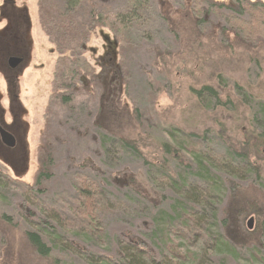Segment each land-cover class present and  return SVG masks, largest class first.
Instances as JSON below:
<instances>
[{"label": "trees", "instance_id": "1", "mask_svg": "<svg viewBox=\"0 0 264 264\" xmlns=\"http://www.w3.org/2000/svg\"><path fill=\"white\" fill-rule=\"evenodd\" d=\"M117 1L36 0L37 22L52 46L51 53L58 55L47 109L59 100L68 104L83 93L89 101L96 100L99 107L97 104L92 127L101 132L103 146L116 142L126 154L136 155L144 162L145 175L130 174L129 181L113 178L121 190H130L128 201H120L94 177L76 173L69 179L74 192L66 205L38 208V196L46 192L44 184L53 177L52 145L45 142L38 147L32 183L20 182L21 176L15 177L11 167L0 160V195L7 197L6 187L23 188L25 200L17 206V212L27 226L23 233L18 232L19 224L10 215L0 216L2 226L11 231L3 238L8 251L3 256L0 247V264L28 263L26 255L10 244L22 235L36 264H67L72 257L85 264H193L194 253H182L181 246L191 247L198 241H203L209 257L224 251L235 258L237 249H246L264 264V87L253 89L230 79L234 85L228 90L217 81V87L208 84L192 89L196 109H190L192 117L188 120L199 118L205 130L188 134L176 128L169 132L171 142L161 146L177 164V173L171 176L166 161L146 160L132 133L120 135L130 121L137 129L142 128L138 108L133 107L132 114L128 110L131 76L127 69L139 50V40L133 39L132 33L143 32L149 25L153 0H122L118 10L112 8ZM246 4L250 6L248 20L243 19ZM188 11L196 31L224 36L217 45L223 43L228 48L236 42L250 49L264 45V4L233 0L229 7L210 0H191ZM213 17L215 20L209 23ZM95 34L102 40L101 53L90 46ZM212 76L225 80L224 71ZM132 103L137 104L135 97ZM187 154L193 160L184 164L181 159ZM249 180L257 183L258 197L245 195L240 182ZM136 182L143 188L135 187ZM162 185L179 198L169 209H163L162 200L152 204L149 199L151 192ZM110 198L116 202L114 207ZM123 203L140 208L152 204L156 213L142 223L145 237L129 231L111 238L103 232L100 212L102 215L103 210L112 208L119 211ZM98 242L107 246L105 253L95 251ZM152 244L159 251L153 250ZM111 246L112 254L108 250Z\"/></svg>", "mask_w": 264, "mask_h": 264}, {"label": "rangeland", "instance_id": "2", "mask_svg": "<svg viewBox=\"0 0 264 264\" xmlns=\"http://www.w3.org/2000/svg\"><path fill=\"white\" fill-rule=\"evenodd\" d=\"M183 1L153 0L149 25L143 32L133 31L132 33L133 39L139 40V50L137 57L133 58L132 66L127 69L131 76V89L128 91L130 109L128 110L132 114L131 110L138 108L143 122L141 129H137L135 122H127L125 131L120 132L121 136L126 135V132L133 134L132 139H136L147 161L152 162L154 159L166 161L168 173L173 177L177 173V164L173 163L171 157L166 156L161 146L171 142L169 132L176 128L185 129L188 134H197L205 130L199 118L188 120L189 116L192 117V114H188L189 111L196 109V99L192 97V89H200L208 84H215L217 87L219 82L222 85L220 87L228 90L234 85L230 79H233L234 83L250 85L253 89L264 87V45L257 49H250L233 42V47H228L230 50L223 43L221 46L217 45V42L224 41V36L218 32L217 35L215 33L210 35L211 33L205 34V31L203 34L201 31H196L188 15L190 12L181 7ZM210 1L216 3V0ZM32 2L34 61L35 64L43 65V69L36 68L25 72L20 85V101L28 112L26 121L30 130L28 133L30 162L28 171L20 177L19 181L32 183L37 168L38 147L46 142L52 145L55 167L52 179L44 184L46 192L38 196V208L39 205H66L67 199H72L74 192L69 179L76 173H85L94 177L102 185L107 186L110 195L112 194L120 201H128L129 187L121 190V185H116L113 178L119 177L129 181L130 174L134 177L138 174L145 175L144 162L133 153L126 154L120 150L116 142L109 144L106 150L101 132L92 127L93 116L97 114L99 103L94 99L89 101L88 96L83 93L72 98L68 104L61 103L59 100L51 106V109H47L54 63L58 55L51 53L52 46L37 22L36 0ZM121 3L122 0L113 3L112 8L118 10L122 7ZM243 10V19L248 20L250 6L245 5ZM221 14L228 17L225 10H221ZM214 18H211L209 23H212ZM204 26L206 27V23ZM229 38L232 37L229 36ZM90 46L101 53L103 44L99 35L93 36ZM89 57L90 54L88 59L92 62ZM217 71H224V81H219L217 77L212 76ZM257 76L260 78L258 79ZM133 97L137 100L135 106L132 103ZM123 108L127 107L121 106V109ZM229 122L232 121L229 120ZM229 122H223V124L230 127ZM191 160L193 159L189 154L183 155L181 159L184 164L191 163ZM6 172L13 176L9 171ZM240 183L245 187V195L258 197L259 189L254 185L257 184L255 181ZM135 187L139 190L143 188L139 182L135 183ZM4 193L7 197L4 199L0 195V216L10 215L19 224V228H16L19 229L18 232L23 233L27 226L17 212V206L25 200L23 188L21 186L6 187ZM110 199L114 207L116 202ZM149 199L152 204L162 200L163 209H169L179 198L171 193L167 185H162L151 192ZM152 204L140 208L139 205L130 206L123 203L119 211L113 208L103 210V214L101 215L100 212L98 216L99 221L102 222L103 232L111 238L129 231L136 236L145 237L142 232V223L149 221L156 213L151 209ZM31 207L36 208V205ZM8 232L11 231H6L0 221V247L3 256L8 251V244L3 242ZM22 236L11 243L9 237L8 242L26 255V261L29 260L27 264H36L31 251L25 247ZM156 246L152 244L153 250L159 251V247ZM96 247L95 251L100 254L105 253L107 248L102 242H98ZM108 250L112 254L114 247L111 246ZM181 251L194 253L193 264H263L255 260L246 249H237L236 259L228 256L224 251L209 257L205 254L203 241H198L191 247L181 246ZM66 263L85 264L78 257L69 258Z\"/></svg>", "mask_w": 264, "mask_h": 264}, {"label": "flooded vegetation", "instance_id": "3", "mask_svg": "<svg viewBox=\"0 0 264 264\" xmlns=\"http://www.w3.org/2000/svg\"><path fill=\"white\" fill-rule=\"evenodd\" d=\"M232 1L216 0L229 7ZM239 1L264 4V0ZM190 6L191 0L181 3L183 10H190ZM32 7V0H0V128L15 139L14 147L8 148L0 135V157L8 161L15 176H23L30 162L28 112L20 101L21 81L25 72L43 69L34 61Z\"/></svg>", "mask_w": 264, "mask_h": 264}, {"label": "water", "instance_id": "4", "mask_svg": "<svg viewBox=\"0 0 264 264\" xmlns=\"http://www.w3.org/2000/svg\"><path fill=\"white\" fill-rule=\"evenodd\" d=\"M11 62L16 63L14 60ZM1 140L8 148H12L15 145V139L12 135L0 128ZM7 163V161H5Z\"/></svg>", "mask_w": 264, "mask_h": 264}]
</instances>
